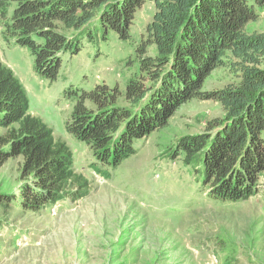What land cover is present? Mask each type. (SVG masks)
I'll list each match as a JSON object with an SVG mask.
<instances>
[{"label": "trees", "instance_id": "16d2710c", "mask_svg": "<svg viewBox=\"0 0 264 264\" xmlns=\"http://www.w3.org/2000/svg\"><path fill=\"white\" fill-rule=\"evenodd\" d=\"M146 1L0 0L2 35L8 45L31 52L37 74L55 81L63 56L80 52V36L107 39L113 32L129 39ZM154 5L136 43L137 69L125 92L105 82L91 89L67 87L76 102L66 130L88 144L98 162L117 167L183 104L195 98L218 101L224 116L208 121L202 132L179 137L172 155L183 153L212 198L256 196L264 186V30L249 32L247 25L259 19L256 7H264V0H154ZM218 67L235 80L204 89ZM0 128L8 129L0 136V167L22 157L24 179L17 192L0 191L4 217L81 196L86 180L76 172L74 152L30 112L24 86L1 60ZM3 223L0 219V228Z\"/></svg>", "mask_w": 264, "mask_h": 264}, {"label": "rangeland", "instance_id": "374dc122", "mask_svg": "<svg viewBox=\"0 0 264 264\" xmlns=\"http://www.w3.org/2000/svg\"><path fill=\"white\" fill-rule=\"evenodd\" d=\"M256 9L260 16L248 23L249 32L264 30V7ZM154 11V0H147L129 39L113 32L107 39L80 36V52L63 56L55 81L35 72L28 49L4 41L0 20V60L24 86L30 112L53 129L56 140L68 143L76 172L86 180L81 196L37 213L4 217L0 208V264H264V186L242 201L212 198L183 153L172 155L179 137L202 132L208 121L224 116L218 101L195 98L183 104L117 167L98 162L90 146L66 130L76 102L66 88L105 82L125 92L137 69L136 43ZM96 24L94 19L90 26ZM234 80L226 67H218L204 89ZM7 130L0 128V136ZM22 164L18 156L0 167V191L19 190Z\"/></svg>", "mask_w": 264, "mask_h": 264}]
</instances>
